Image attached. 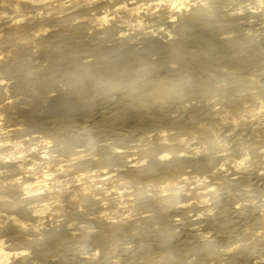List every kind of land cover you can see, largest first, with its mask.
Masks as SVG:
<instances>
[{"label":"bare ground","instance_id":"obj_1","mask_svg":"<svg viewBox=\"0 0 264 264\" xmlns=\"http://www.w3.org/2000/svg\"><path fill=\"white\" fill-rule=\"evenodd\" d=\"M252 18L264 0H0V264H264Z\"/></svg>","mask_w":264,"mask_h":264},{"label":"rangeland","instance_id":"obj_2","mask_svg":"<svg viewBox=\"0 0 264 264\" xmlns=\"http://www.w3.org/2000/svg\"><path fill=\"white\" fill-rule=\"evenodd\" d=\"M219 8H221V7H219ZM251 20H255V21H257V23L256 22H254L253 24H254V26H256L254 29H256V28H260V27H258V26H260L261 25V23H262V20H257L256 18H252ZM259 21V22H258ZM258 25H256V24ZM263 25H264V23H262ZM13 31H15V30H13ZM6 32V31H5ZM234 34H236V33H234ZM3 36V35H2ZM221 35H219V37H220ZM8 37V36H7ZM113 39L114 38H109L108 39V41H107V43H105V44H107V45H112L113 43H115V42H113ZM111 42V43H110ZM113 42V43H112ZM87 57V56H86ZM154 57V58H153ZM87 58H89V60H91V59H93V57H87ZM86 58V60H88ZM150 59H153V60H155V59H157V55H155V54H153V55H151V58ZM44 61H43V63L41 64V65H39V67L38 68H36L38 71H40V70H42V68H43V65H47V62H46V60L47 59H43ZM41 62H42V60H41ZM260 65L261 66V63H257V64H255V67L254 66H252L253 67V69H252V71H257V72H255L254 74H259V75H261V74H263V71L261 70V68H260V66H258L257 67V65ZM177 65V64H176ZM42 66V67H41ZM45 67V66H44ZM222 69H226V68H222ZM260 69V70H259ZM261 71V72H260ZM254 78H255V81H258V77H256V76H254ZM13 81H14V79H12ZM13 81H10V82H13ZM239 90H246V89H239ZM256 90H259V91H262L263 89H262V86L260 85V86H258L257 87V89ZM239 94V93H238ZM258 110H256L255 112H257ZM98 116V114L97 113H94V116L93 117H97L96 115ZM20 120V119H19ZM21 121V120H20ZM3 122H5V121H2V123ZM83 124V123H82ZM81 123L79 124H74V125H71V126H69L68 128L69 129H67L68 131H70V132H72V131H75V130H77V129H79V128H82V127H84L85 126V124H83L82 125ZM56 126V125H55ZM72 126H74L73 127V129H72ZM82 126V127H81ZM25 128H27V126H24ZM77 129H76V128ZM256 127H258V124H255V120L253 119V118H250L249 119V121H248V125H247V128L248 129H255ZM260 127V126H259ZM66 130V131H67ZM72 130V131H71ZM123 131H125V128L124 129H122ZM121 134V133H120ZM255 133H253V135H254ZM124 138H126V139H124ZM124 138L121 140V139H117V140H115V139H111V138H109L108 137V142H114V143H118V144H124V143H127L128 142V140L129 139H131V138H129V137H125L124 136ZM129 138V139H128ZM111 139V140H110ZM98 140H99V138H98ZM97 140V141H98ZM129 144V143H128ZM64 144H61V146H63ZM87 147L89 146V147H93V148H96V146L95 145H93V144H89V143H87V144H85ZM92 145V146H91ZM252 198V199H251ZM250 199L251 200H253L254 199V196L253 197H251ZM78 221H81V220H76L75 222H78ZM251 225H254V224H252L251 223ZM250 225L248 224L246 227H249ZM245 227V228H246ZM3 239H8V238H3ZM125 239H126V241H125ZM128 242V243H127ZM123 243V241L121 242V244H119L118 245V247H115L114 245V243H112V242H110L109 243V245L110 246H114V249L115 250H117V251H115V254H119V257H126L127 255V253H128V251H122V247H126V248H128V246L129 247H133V245L135 246L137 243H139L140 245H144L145 244V242L144 241H139L138 239H133V238H130V237H125L124 238V243ZM126 243V244H125ZM113 244V245H112ZM8 245L9 246H11L12 244L11 243H8ZM122 245H124V246H122ZM122 246V247H121ZM16 247H25V246H16ZM121 247V248H120ZM63 253L64 252H60V253H58V254H56L55 256H54V261H56V262H58V264H67V261H68V259L66 258V257H64V255H63ZM65 254V253H64ZM18 262H21V263H23V264H47V262L45 261V259H36V256L33 254V252H32V249L31 248H28V255L27 256H18V257H14L12 260H11V263L10 264H17Z\"/></svg>","mask_w":264,"mask_h":264}]
</instances>
